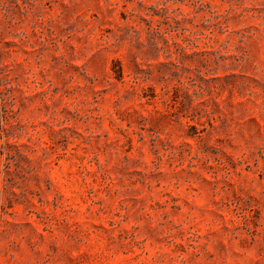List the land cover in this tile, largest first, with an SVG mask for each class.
Masks as SVG:
<instances>
[{"label":"rangeland","instance_id":"obj_1","mask_svg":"<svg viewBox=\"0 0 264 264\" xmlns=\"http://www.w3.org/2000/svg\"><path fill=\"white\" fill-rule=\"evenodd\" d=\"M0 264H264V0H0Z\"/></svg>","mask_w":264,"mask_h":264}]
</instances>
